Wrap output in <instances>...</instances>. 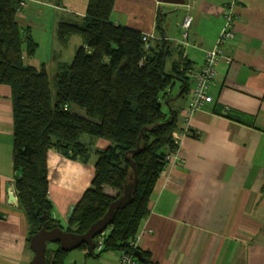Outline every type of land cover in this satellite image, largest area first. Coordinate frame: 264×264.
<instances>
[{"label": "crops", "instance_id": "obj_1", "mask_svg": "<svg viewBox=\"0 0 264 264\" xmlns=\"http://www.w3.org/2000/svg\"><path fill=\"white\" fill-rule=\"evenodd\" d=\"M228 4L233 5L236 38L223 46L224 58L209 90L213 101L193 114L189 133L182 136L189 93L206 50L223 28ZM87 7L88 0H63L60 6L56 0H27L17 20L39 46L34 58L25 61L45 65L48 72L70 63L83 40L72 36L56 50L57 25L80 19ZM188 14L194 19L185 50L192 70L190 91L181 96L177 82L164 104L169 116L177 111V160L158 180L137 246L155 264H264V0H186L184 5L117 0L111 20L150 33L151 39H159L161 32L175 56L182 50V22ZM40 38L52 41L45 58ZM13 129L12 88L0 83V264H31L29 225L14 187ZM83 142L100 150L110 146L105 139ZM96 159L92 154L82 163L55 150L48 153L49 195L54 217L64 228L92 186ZM105 191L116 194L111 187ZM118 258V252L92 256L79 247L69 252L65 264H118Z\"/></svg>", "mask_w": 264, "mask_h": 264}, {"label": "trees", "instance_id": "obj_2", "mask_svg": "<svg viewBox=\"0 0 264 264\" xmlns=\"http://www.w3.org/2000/svg\"><path fill=\"white\" fill-rule=\"evenodd\" d=\"M21 1L0 0V83L12 88L14 187L29 225L28 244L43 227L86 233L134 185V163L138 183L127 205L113 211L103 249L96 253L97 237L94 247L80 248L92 256L136 252L139 248L133 250L129 241L151 213V197L166 156L179 149L177 111L169 116L165 100H170L177 82L181 96L190 91V61L182 50L175 57L161 32L159 39L150 36L146 42L144 32L113 22L117 0H88L84 16L57 25L60 43L67 44L72 36L81 37L83 43L72 61L55 73L53 93L45 65L38 68L25 61L34 58L39 44L18 23ZM84 136L108 140L110 146L96 149L83 142ZM50 150L82 163H88L92 154L97 156L92 186L74 206L67 228L54 217L49 195ZM106 186L116 194L107 193ZM68 254L59 243H49L46 264H65ZM145 263L155 264L148 258Z\"/></svg>", "mask_w": 264, "mask_h": 264}, {"label": "built area", "instance_id": "obj_3", "mask_svg": "<svg viewBox=\"0 0 264 264\" xmlns=\"http://www.w3.org/2000/svg\"><path fill=\"white\" fill-rule=\"evenodd\" d=\"M26 1L23 0L20 2V6L18 8V12L23 10V8L26 6ZM224 25L223 30L220 33L219 39L216 43V46H214L212 49H209L207 51L204 64L202 69L196 74L195 81L192 86V89L189 93V101L187 104L186 109V126L183 132H180V135H185L189 133V126L188 122L190 118L193 116V114L201 109L206 103L212 102L213 97L209 94L210 86L215 81L217 73H218V63L220 60L224 57L223 55V46L226 43H229L233 41L236 38V28L234 24V10L233 5H226V9L224 11ZM193 24V16L188 14L185 16L183 22H182V28H183V34L182 38L179 42V48L184 50V55H186L185 49L189 45V33L191 26ZM150 36L152 35L150 33L144 32L143 39L148 42ZM148 46V44H147ZM222 46V49H221ZM226 61L229 63L231 62L230 57H225ZM192 73V72H191ZM177 135V132L175 134V137ZM177 138V137H176ZM177 160V152H171L166 156L167 164L174 163ZM13 193V190H12ZM107 231H104L101 233L98 237L97 245L95 247L96 252H100L103 249V242H104V236ZM139 234L131 239L134 243L133 246H137V238ZM119 258H118V264H138V259L135 257V252L133 251H120L118 252Z\"/></svg>", "mask_w": 264, "mask_h": 264}, {"label": "water", "instance_id": "obj_4", "mask_svg": "<svg viewBox=\"0 0 264 264\" xmlns=\"http://www.w3.org/2000/svg\"><path fill=\"white\" fill-rule=\"evenodd\" d=\"M162 3H172L176 5H184L185 0H159ZM135 171V182L131 187L126 188L125 194L120 201L112 203L108 212L105 214L102 220L96 222L91 228L84 234H78L75 232H69L61 227H56L51 230L43 227L40 231L35 233L30 239V246L34 252V258L31 264H46V250L49 243H59L62 250L66 252L73 251L83 244H87L90 248L94 247V238L103 233L110 223L112 213L117 208H123L127 205V199L129 193L136 187L138 183V172L136 165L132 163ZM14 199L17 198L12 195ZM135 255L141 262H145V258L140 250L135 252Z\"/></svg>", "mask_w": 264, "mask_h": 264}, {"label": "rangeland", "instance_id": "obj_5", "mask_svg": "<svg viewBox=\"0 0 264 264\" xmlns=\"http://www.w3.org/2000/svg\"><path fill=\"white\" fill-rule=\"evenodd\" d=\"M178 7H180V6H178ZM194 20V19H193ZM223 30V28L221 29V31ZM221 31H220V33H221ZM219 36H220V34H219ZM219 36H218V38H217V40H216V42H215V45L214 46H216V43H217V41H218V39H219ZM40 40L42 41V43H43V47H42V49H41V51H40V56L42 57V58H45L47 55H51V52H52V41H50L49 42V44H46V40H47V38H45V39H43V38H40ZM188 40H189V38H188ZM57 42V45H56V50H60V48H59V46H60V42L57 40L56 41ZM189 46V45H188ZM213 46V47H214ZM212 47V48H213ZM211 48V49H212ZM221 49H222V46H221ZM186 50V49H185ZM209 50V49H208ZM208 50H206V53H205V57H206V54H207V51ZM183 57L184 58H188V56H187V54L186 55H184L183 54ZM224 58V57H223ZM222 58V59H223ZM221 59V60H222ZM221 60H220V62H221ZM219 64V63H218ZM168 65H169V62H168ZM218 66V65H217ZM202 69V68H201ZM55 73L56 72H49V75H50V77L52 78V83H51V87H52V91H53V93H55V91H56V86H55V82H54V76H55ZM191 73V72H190ZM75 111H77L78 113H81V114H84V111L83 110H81V109H79V108H76L75 109ZM89 136H84L82 139L84 140V141H87V140H89ZM177 152V151H176ZM107 234V233H106ZM105 234V235H106ZM97 238H98V236H96ZM95 237V238H96ZM104 238H105V236H104ZM135 243V242H134ZM134 243L132 242V241H129V244H130V247H132V249L133 250H135L136 248H138V246H133L134 245ZM136 243H137V245H138V238H137V241H136ZM50 246L51 247H53V246H55L54 244H50ZM76 252H78V251H76ZM101 252V251H100ZM96 253H99V252H96ZM71 254H73V253H70V255L69 256H72ZM75 254V253H74ZM135 257L138 259V257L135 255ZM68 261V260H67ZM138 262H139V259H138ZM139 264V263H138Z\"/></svg>", "mask_w": 264, "mask_h": 264}, {"label": "clouds", "instance_id": "obj_6", "mask_svg": "<svg viewBox=\"0 0 264 264\" xmlns=\"http://www.w3.org/2000/svg\"><path fill=\"white\" fill-rule=\"evenodd\" d=\"M27 2V1H26ZM185 4H186V0H185Z\"/></svg>", "mask_w": 264, "mask_h": 264}, {"label": "bare ground", "instance_id": "obj_7", "mask_svg": "<svg viewBox=\"0 0 264 264\" xmlns=\"http://www.w3.org/2000/svg\"><path fill=\"white\" fill-rule=\"evenodd\" d=\"M100 235V234H99ZM99 235H98V237H99Z\"/></svg>", "mask_w": 264, "mask_h": 264}]
</instances>
